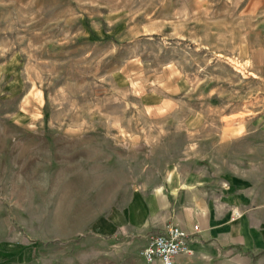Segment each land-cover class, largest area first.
I'll use <instances>...</instances> for the list:
<instances>
[{
    "label": "rangeland",
    "instance_id": "rangeland-1",
    "mask_svg": "<svg viewBox=\"0 0 264 264\" xmlns=\"http://www.w3.org/2000/svg\"><path fill=\"white\" fill-rule=\"evenodd\" d=\"M192 163L264 204V0H0V264H149Z\"/></svg>",
    "mask_w": 264,
    "mask_h": 264
},
{
    "label": "crops",
    "instance_id": "crops-1",
    "mask_svg": "<svg viewBox=\"0 0 264 264\" xmlns=\"http://www.w3.org/2000/svg\"><path fill=\"white\" fill-rule=\"evenodd\" d=\"M200 167L192 163L188 172L168 176L141 206L137 199L127 220L131 216L146 235L169 224L183 229L189 252L174 264H255L253 257L264 252V204L257 185L243 173L214 177Z\"/></svg>",
    "mask_w": 264,
    "mask_h": 264
},
{
    "label": "built area",
    "instance_id": "built-area-1",
    "mask_svg": "<svg viewBox=\"0 0 264 264\" xmlns=\"http://www.w3.org/2000/svg\"><path fill=\"white\" fill-rule=\"evenodd\" d=\"M194 231H197V227H194ZM188 252V234L179 226L169 224L148 236L141 255L149 264H174L177 256Z\"/></svg>",
    "mask_w": 264,
    "mask_h": 264
}]
</instances>
